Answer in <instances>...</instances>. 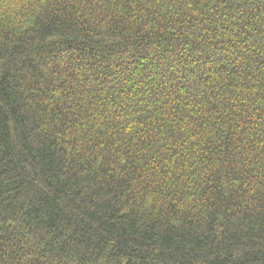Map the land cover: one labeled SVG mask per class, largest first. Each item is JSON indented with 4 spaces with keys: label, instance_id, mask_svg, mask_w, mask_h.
Masks as SVG:
<instances>
[{
    "label": "trees",
    "instance_id": "obj_1",
    "mask_svg": "<svg viewBox=\"0 0 264 264\" xmlns=\"http://www.w3.org/2000/svg\"><path fill=\"white\" fill-rule=\"evenodd\" d=\"M0 264H264V0H0Z\"/></svg>",
    "mask_w": 264,
    "mask_h": 264
}]
</instances>
